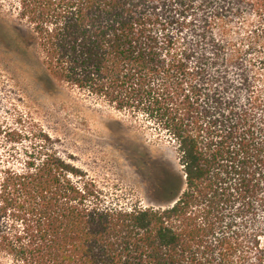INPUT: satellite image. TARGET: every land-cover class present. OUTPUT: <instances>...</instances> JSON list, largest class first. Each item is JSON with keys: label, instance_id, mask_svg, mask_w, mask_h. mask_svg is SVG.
I'll return each mask as SVG.
<instances>
[{"label": "trees", "instance_id": "obj_1", "mask_svg": "<svg viewBox=\"0 0 264 264\" xmlns=\"http://www.w3.org/2000/svg\"><path fill=\"white\" fill-rule=\"evenodd\" d=\"M3 3L6 46L155 126L181 170L130 206L43 129L0 128V264H264V0Z\"/></svg>", "mask_w": 264, "mask_h": 264}, {"label": "rangeland", "instance_id": "obj_2", "mask_svg": "<svg viewBox=\"0 0 264 264\" xmlns=\"http://www.w3.org/2000/svg\"><path fill=\"white\" fill-rule=\"evenodd\" d=\"M7 9L0 0V21ZM0 128L43 129L60 140L62 150L75 156L116 202L130 206L154 204L153 176L157 174L153 165L181 170L176 144L155 126L118 113L86 94L51 84L30 56H22L1 40ZM3 150L0 137V156Z\"/></svg>", "mask_w": 264, "mask_h": 264}]
</instances>
